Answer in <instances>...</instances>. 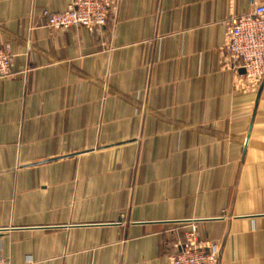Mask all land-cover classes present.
<instances>
[{
  "label": "crops",
  "instance_id": "obj_1",
  "mask_svg": "<svg viewBox=\"0 0 264 264\" xmlns=\"http://www.w3.org/2000/svg\"><path fill=\"white\" fill-rule=\"evenodd\" d=\"M71 0H0V253L11 264H167L190 225L264 264V87L225 29L264 0H121L97 32Z\"/></svg>",
  "mask_w": 264,
  "mask_h": 264
},
{
  "label": "built area",
  "instance_id": "obj_2",
  "mask_svg": "<svg viewBox=\"0 0 264 264\" xmlns=\"http://www.w3.org/2000/svg\"><path fill=\"white\" fill-rule=\"evenodd\" d=\"M121 0H71L63 13L45 11V27L54 31L84 27L90 32L101 30L110 17L118 12ZM226 43L222 47L225 58L238 64L234 70L246 69L241 82L259 89L264 81V3L257 4L253 12L239 19H232L225 29ZM11 45L0 48V83L16 73ZM178 244L179 252L167 264H223L217 243L201 242L195 225ZM0 264H11L0 253Z\"/></svg>",
  "mask_w": 264,
  "mask_h": 264
},
{
  "label": "water",
  "instance_id": "obj_3",
  "mask_svg": "<svg viewBox=\"0 0 264 264\" xmlns=\"http://www.w3.org/2000/svg\"><path fill=\"white\" fill-rule=\"evenodd\" d=\"M243 73L245 74L246 73V69L243 68ZM264 87V81L261 83V87L259 89V94L261 93L262 89Z\"/></svg>",
  "mask_w": 264,
  "mask_h": 264
}]
</instances>
